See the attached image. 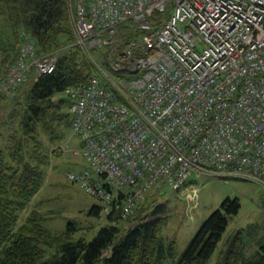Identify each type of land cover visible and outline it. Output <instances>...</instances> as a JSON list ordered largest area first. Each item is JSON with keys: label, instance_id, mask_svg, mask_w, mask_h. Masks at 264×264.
Returning <instances> with one entry per match:
<instances>
[{"label": "built area", "instance_id": "built-area-1", "mask_svg": "<svg viewBox=\"0 0 264 264\" xmlns=\"http://www.w3.org/2000/svg\"><path fill=\"white\" fill-rule=\"evenodd\" d=\"M72 21L73 46L114 49L64 91L86 163L67 179L103 213L131 216L154 189L190 194L192 177L264 185V0H74ZM22 37L0 83L9 98L57 61Z\"/></svg>", "mask_w": 264, "mask_h": 264}, {"label": "trees", "instance_id": "trees-1", "mask_svg": "<svg viewBox=\"0 0 264 264\" xmlns=\"http://www.w3.org/2000/svg\"><path fill=\"white\" fill-rule=\"evenodd\" d=\"M122 30L126 41L137 35ZM23 34L35 40L38 56L54 53L57 61L51 74L34 77L22 92L23 84L18 86L13 98L0 91V264H159L172 257L173 243L161 236L162 206L147 214L140 206L126 218L113 206L90 241L73 238L74 222L60 232L48 229L36 210L18 224L19 214L43 185L49 144H59L68 133L71 115L69 100L62 96L65 89L84 86L97 74L85 53L73 46L67 0H0V83L17 58ZM239 208L238 198H226L204 220L176 264H207ZM102 212L99 203L87 214L100 219ZM220 264H264V204L261 223L238 230Z\"/></svg>", "mask_w": 264, "mask_h": 264}, {"label": "rangeland", "instance_id": "rangeland-1", "mask_svg": "<svg viewBox=\"0 0 264 264\" xmlns=\"http://www.w3.org/2000/svg\"><path fill=\"white\" fill-rule=\"evenodd\" d=\"M73 4L74 0H67L72 30ZM113 50L102 48L84 53L98 73L101 68H109ZM61 51L62 49H58V53ZM33 78L32 76L28 78L20 87V92L30 88ZM80 148V140L70 135L69 131L66 138L59 144H49L48 152L51 157L49 164L45 167L43 185L26 209L19 214L18 224L25 221L30 211L36 210L45 219L43 225L54 232L63 231L69 222H74L76 226L74 239L83 237L90 241L94 237L100 225L104 224L105 213L102 212L100 219H95L90 217L87 211L100 202L83 193L76 184L67 179L68 173L80 171L86 166ZM52 151L55 154L51 155ZM184 190H191L190 194H187L188 191H173L167 187L163 189V192L157 189L150 190L132 214L134 215L140 206L145 208L144 214H147L154 206L163 207L165 222L161 229V236L166 243L172 242L174 246L172 257L163 259L159 264H176L204 220L218 209L226 198H238L240 208L236 215L229 218L225 232L207 264L221 263L228 240L238 230L261 223L264 185L235 179L225 182L220 179L192 177Z\"/></svg>", "mask_w": 264, "mask_h": 264}]
</instances>
